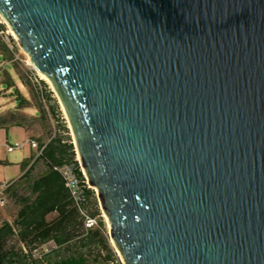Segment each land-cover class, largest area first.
I'll list each match as a JSON object with an SVG mask.
<instances>
[{"label":"water","instance_id":"water-1","mask_svg":"<svg viewBox=\"0 0 264 264\" xmlns=\"http://www.w3.org/2000/svg\"><path fill=\"white\" fill-rule=\"evenodd\" d=\"M0 17L125 264H264V0H0Z\"/></svg>","mask_w":264,"mask_h":264},{"label":"trees","instance_id":"trees-1","mask_svg":"<svg viewBox=\"0 0 264 264\" xmlns=\"http://www.w3.org/2000/svg\"><path fill=\"white\" fill-rule=\"evenodd\" d=\"M5 27L0 24V32ZM13 43V40L9 38ZM15 49L10 48L0 38V57L3 61L13 60ZM44 88V99L49 104V114L59 120L58 108L51 105V94ZM26 85V84H25ZM27 87V85H26ZM16 93H18L16 91ZM18 95V94H17ZM19 107L28 104L18 96ZM38 100V98H37ZM37 119L47 121V113L38 106ZM57 120V121H58ZM58 122V132L46 145L44 152L29 165L23 162L24 173L19 178L17 188H7L17 207L14 215H7L0 207V264H116L117 258L104 236V224L99 218L98 228L85 231L77 208L72 203L65 183L55 168L65 163H77L75 151L65 126ZM17 127H21L17 125ZM42 162L45 172L31 176L34 163ZM4 164V163H0ZM78 176L81 177L78 171ZM86 207L93 217L100 216L94 192H86ZM53 216L48 220V217ZM53 244L44 250L47 244Z\"/></svg>","mask_w":264,"mask_h":264},{"label":"rangeland","instance_id":"rangeland-1","mask_svg":"<svg viewBox=\"0 0 264 264\" xmlns=\"http://www.w3.org/2000/svg\"><path fill=\"white\" fill-rule=\"evenodd\" d=\"M0 23L5 27L4 32H0L1 40L7 44V46L12 50L15 49L13 54V59L11 61H3L0 57V114L4 112L2 118L7 122V125L13 123L24 122V127L34 136H38L39 140L43 142L42 144H48L50 140L57 134L59 126L58 122L62 126L67 128L64 135L69 136V140L72 143L74 151H76V146L74 142V136L72 134L68 118L66 116L65 110L58 98L51 82L47 83L41 78V73H38L32 66L29 55L26 54L19 46L15 37L11 34L9 26L1 19ZM9 38L13 40V43L9 41ZM35 78L41 79L45 84V90L51 94V105H55L58 108L59 120L55 119L51 114L50 118L44 122L41 119L33 118L31 116H38L36 110L38 106H41L37 100V90L35 87ZM48 80V78H46ZM27 87H26V85ZM16 91L18 93H16ZM18 94V95H17ZM18 96H22L28 104L24 107H19ZM47 109L49 110V104L46 102ZM41 108H44L41 106ZM58 120V121H57ZM22 127L12 126L8 128H0V191H2V185L4 183H10L14 181L11 188H17L19 186V178L22 175L24 169L22 163L31 156L34 158V151L30 148L28 142V133ZM10 143L11 145H22V148L14 150L11 153L7 152L5 144ZM77 152V151H76ZM76 157V155H75ZM35 164V163H34ZM45 172V166L42 162H38L34 165L31 172V176L37 177ZM5 207L7 215L12 216L17 211V207L14 201L10 199V196L5 195ZM100 219L104 224V236L107 239L109 247L113 250L116 256V264H125L122 256L118 252L117 248L112 243L109 236L110 225L108 224L106 215L104 211L99 210ZM53 216L48 217V220L52 219ZM53 247V244H47L44 246V250H49Z\"/></svg>","mask_w":264,"mask_h":264},{"label":"built area","instance_id":"built-area-1","mask_svg":"<svg viewBox=\"0 0 264 264\" xmlns=\"http://www.w3.org/2000/svg\"><path fill=\"white\" fill-rule=\"evenodd\" d=\"M35 82H36L35 87H37L36 90L38 91L37 92L38 102L42 107H44L42 109L47 113L48 118H50L51 115L49 114V111L46 106V101L44 99V88L40 84L41 79L35 78ZM26 143L29 144L30 148L35 153L33 161L40 158V156L44 152V149L47 145L46 143L39 144L35 140H29ZM22 146L23 144L22 145H11V144L5 145L8 153H11L14 150L22 148ZM75 155L76 157L74 161L77 163V166L75 165V163H65L55 168V171H57L59 175L61 176V178L63 179L65 183V187L68 190L70 199L72 203L74 204V206L77 208L78 213L82 218L83 229L85 231H89V230L98 228L100 216L93 217L88 211V208L86 207L87 206L86 205L87 203L86 192L88 190L94 192L95 198L97 199L99 210H101V205H100L95 189H93L88 182V179L83 171V168L81 166V163L79 161L78 154L76 151H75ZM78 171L80 172L81 177L78 176ZM13 183L14 181H11L10 183H4L2 185L3 189L2 191H0V207H3L6 203L5 194H4L5 190L9 188ZM109 236H110V233H109Z\"/></svg>","mask_w":264,"mask_h":264},{"label":"crops","instance_id":"crops-1","mask_svg":"<svg viewBox=\"0 0 264 264\" xmlns=\"http://www.w3.org/2000/svg\"><path fill=\"white\" fill-rule=\"evenodd\" d=\"M2 115H4V112L2 113V114H0V128H8V127H12V126H17V125H20L22 128H24L25 130H26V127H24V122H18L17 124L16 123H13V124H11V125H7V122L2 118ZM31 117H33V118H37V116H35V115H33V116H31ZM26 132L28 133V135H29V137H28V141L29 140H35V141H37L39 144H42L43 142H41L40 140H39V137L38 136H34L32 133H30V132H28L27 130H26ZM7 144H10V143H7ZM24 144H26V143H24ZM23 144V145H24ZM6 145V144H5ZM24 162H28L29 163V165L30 164H32L34 161H33V158H31V156L30 157H28ZM38 163V162H37ZM37 163H35V165L37 164ZM23 173H24V171H23ZM22 173V174H23Z\"/></svg>","mask_w":264,"mask_h":264},{"label":"bare ground","instance_id":"bare-ground-1","mask_svg":"<svg viewBox=\"0 0 264 264\" xmlns=\"http://www.w3.org/2000/svg\"><path fill=\"white\" fill-rule=\"evenodd\" d=\"M11 34L14 36V34L11 32ZM42 79H44L47 83H49V80L46 79V77L42 74L40 75ZM50 84V83H49Z\"/></svg>","mask_w":264,"mask_h":264}]
</instances>
